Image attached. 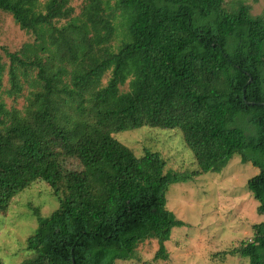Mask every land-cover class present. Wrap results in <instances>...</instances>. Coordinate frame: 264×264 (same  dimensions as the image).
Wrapping results in <instances>:
<instances>
[{"label": "trees", "instance_id": "trees-1", "mask_svg": "<svg viewBox=\"0 0 264 264\" xmlns=\"http://www.w3.org/2000/svg\"><path fill=\"white\" fill-rule=\"evenodd\" d=\"M72 1L0 0V13L36 36L6 51L7 95L29 89L23 110L0 95V211L42 179L64 196L38 216L34 256L21 264H117L148 240L166 260L173 229L186 226L167 208L170 186L221 173L236 155L260 170L247 186L263 221L231 255L264 264V17L224 0H89L75 15ZM5 72L0 63V90ZM92 126L106 137L90 148ZM144 127L180 130L198 168L167 170L159 152L138 157L114 137ZM61 156L83 170L50 172Z\"/></svg>", "mask_w": 264, "mask_h": 264}, {"label": "rangeland", "instance_id": "rangeland-1", "mask_svg": "<svg viewBox=\"0 0 264 264\" xmlns=\"http://www.w3.org/2000/svg\"><path fill=\"white\" fill-rule=\"evenodd\" d=\"M40 1L45 3L48 0ZM88 1H72L75 15L81 13ZM240 3L250 6L253 16L264 17V0H224V8L232 12ZM63 23L65 21L58 25ZM117 24L119 26V20ZM122 41V29L118 28L112 43L115 50L122 45ZM35 42L34 34L22 31L12 16L0 13V63L6 64L0 95L9 109L23 110L28 106L25 97L29 83L21 96L7 95L10 89V59L6 51L18 52L25 44ZM109 77L110 74L103 80L104 85ZM32 81L30 79L29 82ZM123 90H128V87L125 86ZM154 129L144 127L118 133L114 137L138 157H142L147 149L159 152L168 163L167 170L191 172L198 168L196 157L180 130L165 133L161 131L170 130L156 128L161 130L158 132ZM104 137L106 134L103 131L92 126L85 140L91 148ZM48 169L64 176L81 172L83 166L74 157L61 156ZM259 173V169L252 164H243L236 155L221 173L209 172L187 182L172 184L167 193V208L186 226L174 228L170 240L165 243L168 258L156 259L158 241L148 240L139 246L134 260L117 264H249L248 259L233 256L231 252L239 248L242 242L252 239L253 225L263 221L258 214L259 203L247 186L248 181ZM63 197L58 198L53 188L42 179L15 196L7 210L0 211L2 264H21L34 256L28 248V240L38 229V216L48 218L57 212Z\"/></svg>", "mask_w": 264, "mask_h": 264}]
</instances>
